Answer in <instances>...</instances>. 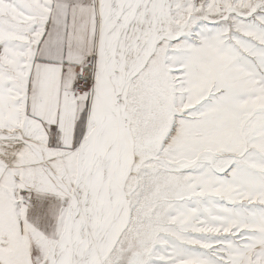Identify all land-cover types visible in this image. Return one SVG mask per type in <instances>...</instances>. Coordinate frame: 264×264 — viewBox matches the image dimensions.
Returning <instances> with one entry per match:
<instances>
[{
  "label": "snow or ice",
  "instance_id": "1",
  "mask_svg": "<svg viewBox=\"0 0 264 264\" xmlns=\"http://www.w3.org/2000/svg\"><path fill=\"white\" fill-rule=\"evenodd\" d=\"M0 264H264V0H0Z\"/></svg>",
  "mask_w": 264,
  "mask_h": 264
}]
</instances>
